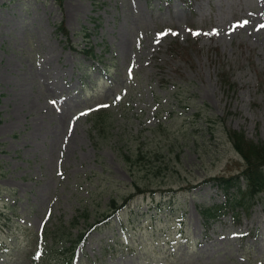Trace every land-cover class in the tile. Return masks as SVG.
<instances>
[{
    "label": "rangeland",
    "instance_id": "374dc122",
    "mask_svg": "<svg viewBox=\"0 0 264 264\" xmlns=\"http://www.w3.org/2000/svg\"><path fill=\"white\" fill-rule=\"evenodd\" d=\"M261 24L264 0H0V264H264V192L237 223L198 210L245 167L228 131L264 143ZM135 182L73 261L37 246Z\"/></svg>",
    "mask_w": 264,
    "mask_h": 264
},
{
    "label": "trees",
    "instance_id": "16d2710c",
    "mask_svg": "<svg viewBox=\"0 0 264 264\" xmlns=\"http://www.w3.org/2000/svg\"><path fill=\"white\" fill-rule=\"evenodd\" d=\"M83 51L93 55L94 47L91 46L89 49L86 48ZM221 78L232 85L227 73H221ZM103 113L106 114V111L102 108H100L98 112L93 113L92 120L95 126L98 125L100 127L104 119ZM227 135L234 149L242 157L245 167L235 175H219L203 180V183L213 181L224 190L225 194V199L222 202L201 206L199 208L204 225L219 219L224 214H230L234 222H240L244 215L248 216L251 214L252 206L258 198L262 197L259 194L264 192V143L254 141L248 138L244 131H237L235 129L228 131ZM241 179L245 180V186H243ZM134 186L136 190L133 194L128 197H123L121 202L116 198H112L109 208L104 212L102 218L95 220L88 228L79 231L75 235H73L74 232L71 228L78 223V220H75L78 219V217H75L68 227L62 225V228L66 229L62 235H58V229H42V231L37 234V246H39V248L54 249L59 243L62 248L71 250V256H73L76 248L86 240L91 230L97 228L101 223L106 222L115 212H118L134 194L145 191L138 182H135ZM192 186L194 185L187 188ZM170 190L175 191L176 189L172 187ZM152 191H155V189ZM82 214L85 215V217L88 216L87 211ZM50 234L51 239L50 242H48Z\"/></svg>",
    "mask_w": 264,
    "mask_h": 264
},
{
    "label": "snow or ice",
    "instance_id": "6c2138e0",
    "mask_svg": "<svg viewBox=\"0 0 264 264\" xmlns=\"http://www.w3.org/2000/svg\"><path fill=\"white\" fill-rule=\"evenodd\" d=\"M249 23V21H247V20H245L241 25H239V27H244V26H246L247 24ZM260 29H264V24H261L260 26H259V29H257V30H260ZM189 31H192V30H189ZM173 35H175L176 33H172ZM201 34H203V35H205V36H207V35H213V34H219L218 32H216V33H200V32H193V35H196V36H200ZM165 35H168V33H160L159 34V36L160 37H163V36H165ZM129 73L131 74V69L129 70ZM117 99H120V97H117ZM52 103H55V101H52ZM101 107H107V105H101ZM81 115H86V113H81ZM77 119H79V117H77ZM61 175H62V173H61Z\"/></svg>",
    "mask_w": 264,
    "mask_h": 264
}]
</instances>
